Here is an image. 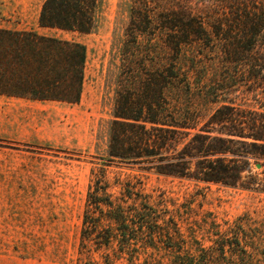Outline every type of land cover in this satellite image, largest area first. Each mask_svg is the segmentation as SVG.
Returning <instances> with one entry per match:
<instances>
[{"label": "rangeland", "instance_id": "rangeland-1", "mask_svg": "<svg viewBox=\"0 0 264 264\" xmlns=\"http://www.w3.org/2000/svg\"><path fill=\"white\" fill-rule=\"evenodd\" d=\"M42 1L0 0V74L25 78L28 72L21 62L10 63L17 52L20 59L29 55L17 51L24 45L13 42L3 31L33 29L84 44V78L78 102L40 101L37 106L22 108L25 121L1 123L4 127L34 124L42 129L35 130L30 139L48 138L57 144L0 136V264H204V249L214 246L218 236L214 233L228 228H238L241 243L245 241L252 251L251 263L264 264V191L180 179L138 165L107 161L116 101L126 94L133 101L138 98L136 86L124 72L130 52L135 51L128 34L134 1L101 0L97 28L90 33L38 26ZM152 5L150 11H157V5ZM160 25L156 22L152 44L143 43L139 49L150 46L158 55L156 59L167 64L175 57L166 45L173 32ZM225 36L206 34L201 40L188 36L181 46L175 61L187 73L190 87L168 85L165 90L177 111L188 109L207 116L223 105L247 114L264 111L263 58L254 59L256 51L247 46L244 34H230L241 41L231 46ZM259 50L264 53V45H259ZM254 62L259 65L254 66ZM16 83L19 86L5 88L24 93L30 89L27 82ZM36 83L44 86L39 80ZM43 91L56 94L58 88ZM14 116L9 110L7 117ZM255 165L250 173L263 181V168ZM102 172L112 198L120 196L122 183L130 182L139 193L137 208L141 195L146 197L157 211L158 224L164 225L161 217H171L182 234L170 233L169 237L159 228L155 233L146 227L140 230L132 209L133 223L128 221L132 232L114 233L110 241H104L105 234L84 236L89 184ZM101 207L107 211V206ZM95 215H99L98 210Z\"/></svg>", "mask_w": 264, "mask_h": 264}, {"label": "trees", "instance_id": "trees-1", "mask_svg": "<svg viewBox=\"0 0 264 264\" xmlns=\"http://www.w3.org/2000/svg\"><path fill=\"white\" fill-rule=\"evenodd\" d=\"M133 1L128 34L135 51L130 52L124 72L136 86L138 98L133 101L126 94L116 101L114 119L109 125L108 163L138 165L165 176L264 191V177L257 181L250 173L253 163L260 164L264 173V111L247 114L227 105L207 116L194 110L177 111L165 93L168 85L186 90L190 87L187 73L175 61L188 36L201 40L206 34L218 38L225 34L223 39L231 46L241 41L230 34H244L248 37L247 46L256 51L254 59L261 57L264 61V53L259 50V45H264V0ZM153 2L157 11H150ZM100 8L101 0H43L38 26L90 33L97 28ZM156 22L173 32L166 43L175 52L171 63L162 64L150 46L139 49L143 43L152 44ZM3 32L11 35L13 42L22 43L24 48L17 51H24L29 57L20 59L17 52L16 58L9 60L21 62L28 72L25 78L0 74V93L38 100L79 101L86 61L84 44L33 29ZM37 80L44 86H39ZM16 82H27L30 89L24 93L5 88L11 84L19 86ZM49 87L58 88V93H45L43 88ZM244 171L248 173L243 175ZM109 186L104 172L91 180L83 215L84 236L105 234L104 241H110L114 233L132 232L128 221L133 223L134 218L140 230L146 227V231L155 233V228H159L169 237L170 233L182 234L171 217H161L164 225L158 224L157 211L146 197L141 195L137 208L139 193L130 182L120 185L117 198L107 191ZM102 205L107 206L106 212ZM132 209L134 218L130 217ZM97 210L99 215H95ZM214 234L218 235L215 245L204 249V264H252V251L245 241L241 243L238 228Z\"/></svg>", "mask_w": 264, "mask_h": 264}, {"label": "crops", "instance_id": "crops-1", "mask_svg": "<svg viewBox=\"0 0 264 264\" xmlns=\"http://www.w3.org/2000/svg\"><path fill=\"white\" fill-rule=\"evenodd\" d=\"M47 100L30 99L24 96L8 95L6 93H0V136H15L22 139H27L29 142H38L40 144H57L56 142L49 141L48 138H42L41 141L36 139H30L35 133V130H41L42 128L34 124H24L22 126H3L4 122H15L16 124L23 122L26 118H23L22 108L24 106H37L38 102ZM16 107V108H14ZM9 110L14 111L15 116L13 119L7 117ZM3 123V124H1ZM38 127V128H37ZM5 133V134H4Z\"/></svg>", "mask_w": 264, "mask_h": 264}, {"label": "water", "instance_id": "water-1", "mask_svg": "<svg viewBox=\"0 0 264 264\" xmlns=\"http://www.w3.org/2000/svg\"><path fill=\"white\" fill-rule=\"evenodd\" d=\"M255 166L258 168V167H260V164L257 163Z\"/></svg>", "mask_w": 264, "mask_h": 264}]
</instances>
